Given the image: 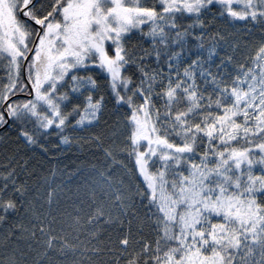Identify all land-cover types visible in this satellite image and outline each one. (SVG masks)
I'll return each instance as SVG.
<instances>
[{
    "label": "snow or ice",
    "instance_id": "1",
    "mask_svg": "<svg viewBox=\"0 0 264 264\" xmlns=\"http://www.w3.org/2000/svg\"><path fill=\"white\" fill-rule=\"evenodd\" d=\"M0 129V264H264V0H0Z\"/></svg>",
    "mask_w": 264,
    "mask_h": 264
},
{
    "label": "trees",
    "instance_id": "2",
    "mask_svg": "<svg viewBox=\"0 0 264 264\" xmlns=\"http://www.w3.org/2000/svg\"><path fill=\"white\" fill-rule=\"evenodd\" d=\"M234 31V30H233ZM230 39L243 40L245 37L235 36ZM106 119L108 117L106 116ZM115 119V117H112ZM9 133L0 129V154L5 149L12 151L15 149V134H11V139L5 143L4 138ZM71 136L77 137L71 145H62L55 135L51 137V143H48V154H41L32 159V166L42 182L45 176L51 178V170H56V182L60 186L59 195L74 194L78 187V179H83V174L90 169L91 165L98 163V155L94 154L95 149L91 148L86 142L79 141L80 133H70ZM82 135H89L83 133ZM39 151V150H38ZM79 174V175H78Z\"/></svg>",
    "mask_w": 264,
    "mask_h": 264
}]
</instances>
